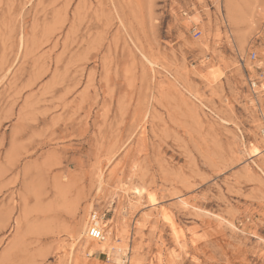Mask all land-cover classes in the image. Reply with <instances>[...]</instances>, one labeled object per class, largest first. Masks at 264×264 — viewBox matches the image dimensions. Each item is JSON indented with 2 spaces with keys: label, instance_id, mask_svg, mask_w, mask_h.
I'll use <instances>...</instances> for the list:
<instances>
[{
  "label": "rangeland",
  "instance_id": "374dc122",
  "mask_svg": "<svg viewBox=\"0 0 264 264\" xmlns=\"http://www.w3.org/2000/svg\"><path fill=\"white\" fill-rule=\"evenodd\" d=\"M263 129L264 0H0V264H264Z\"/></svg>",
  "mask_w": 264,
  "mask_h": 264
},
{
  "label": "built area",
  "instance_id": "2783aa9c",
  "mask_svg": "<svg viewBox=\"0 0 264 264\" xmlns=\"http://www.w3.org/2000/svg\"><path fill=\"white\" fill-rule=\"evenodd\" d=\"M194 34L198 35L199 31H195ZM250 58L254 60L256 58V54L252 53L250 55ZM263 131L264 129L262 130V135L264 136ZM103 229L104 228L101 224L99 216L97 214H92V218H90L89 220V225L87 229V235H88L89 240L93 242L100 241L103 237V233H104Z\"/></svg>",
  "mask_w": 264,
  "mask_h": 264
},
{
  "label": "bare ground",
  "instance_id": "6f19581e",
  "mask_svg": "<svg viewBox=\"0 0 264 264\" xmlns=\"http://www.w3.org/2000/svg\"><path fill=\"white\" fill-rule=\"evenodd\" d=\"M230 16V15H229ZM146 60H148L147 58H146ZM149 61V60H148ZM151 62V61H150ZM152 64V63H151ZM263 134H264V131H263ZM246 145V144H245ZM255 145H251L250 147H251V151H249L248 150V152H246V153H248V155H250V156H257V155H259V154H261L260 153V150H259V148H257V147H254ZM245 148V147H244ZM247 148V147H246ZM251 154H253V155H251ZM252 158V157H251ZM254 158V157H253ZM138 194L139 195H141V194H143V191H141V190H138ZM186 204V203H185ZM88 211L89 212H94V207H89V209H88ZM88 212V213H89ZM90 218H92V214L90 215ZM90 218H89V220H90ZM100 219V218H99ZM101 220V219H100ZM88 225H89V221L85 224V222H84V224L81 226V234H87V229H88ZM175 226V225H174ZM173 226V230L174 231H176V227H174ZM107 227V226H106ZM103 232L105 231V227L103 226ZM173 231V232H174ZM110 233H111V230L109 231ZM178 232V231H177ZM176 233V232H175ZM103 235H104V233H103ZM177 235V234H176ZM177 237V236H176ZM87 239H88V235H87ZM102 239H103V237H102ZM101 239V240H102ZM96 242H98V241H96ZM118 250H120V248H118ZM116 260V262H118L119 260L118 259H115Z\"/></svg>",
  "mask_w": 264,
  "mask_h": 264
}]
</instances>
